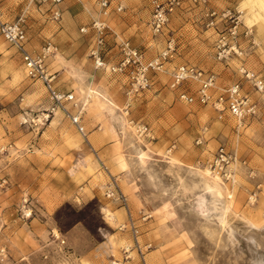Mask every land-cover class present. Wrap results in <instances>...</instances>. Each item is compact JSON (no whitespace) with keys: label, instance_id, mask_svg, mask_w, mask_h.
Masks as SVG:
<instances>
[{"label":"rangeland","instance_id":"obj_1","mask_svg":"<svg viewBox=\"0 0 264 264\" xmlns=\"http://www.w3.org/2000/svg\"><path fill=\"white\" fill-rule=\"evenodd\" d=\"M65 1L27 0L21 5L29 18L20 16L32 51L56 48L47 66L57 90L73 94L65 109L53 108L44 85L27 77L0 34V264H264V97L239 70L264 81L263 9L252 0H179L154 35V0H109L107 15L99 0H68L85 3L76 16ZM95 19L107 26L103 46ZM222 35L236 45L227 59L218 58ZM169 39L173 58L165 70H150L151 85L137 92L125 72L96 68L91 55L100 47L106 64L116 65L125 40L148 62ZM182 64L214 74V95L238 82L257 113L239 123L228 112L218 119L211 104L179 100L169 82ZM199 85L189 79L181 88L195 95ZM68 114L80 116L84 132ZM137 125L150 134L137 136ZM158 125L164 132H155ZM220 145L246 162L237 164L234 182L220 178L221 196L201 176ZM109 189L137 194L139 209L129 210L140 243L151 244L143 258L131 248L122 260L133 235L118 228L128 214ZM144 233L152 238L145 242Z\"/></svg>","mask_w":264,"mask_h":264},{"label":"built area","instance_id":"obj_2","mask_svg":"<svg viewBox=\"0 0 264 264\" xmlns=\"http://www.w3.org/2000/svg\"><path fill=\"white\" fill-rule=\"evenodd\" d=\"M35 1V0H30ZM41 2L50 1L54 4H58L62 0H39ZM153 14L150 20V27L154 35L161 34L167 24L168 17L174 7L180 4L179 0H168L167 5H162L158 0L153 1ZM99 5L102 8L104 15L108 14L109 0H99ZM214 13H210V17ZM54 18L58 19L60 12L58 9L53 12ZM213 24V21L210 22ZM92 26L98 33L97 45H104L103 30L106 24L94 20ZM236 28L230 30V38L236 36ZM81 31H86V28H81ZM0 34L4 39L15 49V52L20 56L23 62L26 75L31 80L40 81L49 97L54 102L53 108H64V102L72 101L73 94L62 93L55 87L56 75L49 71L47 66V58L51 53L55 51V47L52 44H48L40 49L38 52L29 50L27 43L28 37L26 34V28L23 24V19L19 17L15 21H7L4 19L3 12L0 8ZM119 51L121 53V60L116 65H107L100 53V47L91 51V55L94 58V64L96 68H104L109 66L111 72L114 73H126L131 82V90L137 92L144 90L151 85L149 71L150 70H165V62L170 61L175 54L174 40L169 39L160 51L159 55L150 60L145 61L142 52L135 47L131 46L129 41H121L118 43ZM218 50L219 59L229 58L232 49L236 50L235 43L228 44L224 35H222L216 44ZM239 70L244 76L252 82L255 91L259 96L264 97V81L260 76L246 70L244 67H240ZM189 79H194L200 83L195 95L189 93L186 89L181 88L182 84ZM171 89L178 90L177 97L179 100L185 103L199 102L200 104H211L212 107L218 113V119H222L225 112L234 116L239 123L250 116H254L257 113V105L250 99V97L242 92L241 86L238 82L231 84L230 86L222 89L218 94H213L216 90V79L212 73L204 72L203 70L191 65H178L171 71V80L169 82ZM71 121L78 127L81 132H84V128L80 122V116L74 114H68ZM137 136L141 137L149 135L150 132L145 125L135 126ZM197 144L201 143V140L196 141ZM245 164V161H240L234 150L228 149L225 145H220L215 150L207 161L203 162L208 170L212 174H216L219 178L226 181H235L236 166L238 163ZM200 163V162H199ZM108 197L123 206L127 210V222L120 224L118 228L120 230L128 229L133 235L132 246L123 249L122 260L130 259V250L134 248L137 254L142 258L145 252L151 247V244H141L139 241V231L135 225V221L130 213L126 196L119 190L109 189L107 192ZM58 237L57 235H55ZM113 264H121V262H113Z\"/></svg>","mask_w":264,"mask_h":264},{"label":"crops","instance_id":"obj_3","mask_svg":"<svg viewBox=\"0 0 264 264\" xmlns=\"http://www.w3.org/2000/svg\"><path fill=\"white\" fill-rule=\"evenodd\" d=\"M23 2H27V0H0V8H1L2 12H3L4 19L7 20V21H13L12 15L15 16L14 18L20 17V16H25V18H27V17L29 18V11H27V10L25 11V8H23L24 4L21 5V3H23ZM66 2L69 3L70 5L72 4V6H70L69 4H66L67 5L66 8L70 6L71 8L69 7L70 9L68 10V12L70 14H74L75 16L79 15L78 13H76V12L80 11L79 8H81V10H82V9H84V8H82L83 6L86 7L84 2H82V4L81 3H76V5H74V6H73V4H75L74 2H68V0H66L65 3ZM26 7H28V6H26ZM83 11H85V10H83ZM64 14L66 15L67 12L64 13ZM27 46H28L29 50L32 51V49L29 47L28 43H27ZM106 102L108 103L107 100H106ZM155 130H156L155 132H157V133L164 132V129L161 128L159 125L157 127H155ZM223 133H225L224 130H223ZM134 197L137 198V194L134 195ZM134 199L132 197H130V196L127 197L129 208H130V206H135L136 208L138 207L137 204H136V200H134ZM130 209H131V212H132V207ZM138 209H139V207H138ZM117 212L122 217V221H125V219H126L125 212L122 209H119V208L117 209ZM31 223H33V221H31ZM143 237H144L143 239L145 240V242L148 241L149 238L150 239L152 238L151 234L148 235V233H144Z\"/></svg>","mask_w":264,"mask_h":264},{"label":"bare ground","instance_id":"obj_4","mask_svg":"<svg viewBox=\"0 0 264 264\" xmlns=\"http://www.w3.org/2000/svg\"><path fill=\"white\" fill-rule=\"evenodd\" d=\"M245 1V0H244ZM251 2V1H250ZM252 2H256L257 6L260 9H263L262 11L264 12V0H252ZM244 5V4H243ZM248 6V4L246 5ZM250 6V3H249ZM253 8V7H252ZM251 8V14L253 15V17L257 18L259 16V13L257 14L256 12H254V10ZM259 9V10H260ZM258 11V10H257ZM250 14V13H249ZM262 15V14H261ZM264 17V16H263ZM247 18V17H246ZM258 19V18H257ZM254 23V22H253ZM259 26H264V18H263V22L258 23ZM262 28V27H261ZM261 30V29H260ZM259 31V30H257ZM262 31V30H261ZM89 90V89H88ZM94 90V89H93ZM93 92V91H92ZM97 92V91H96ZM99 94V93H98ZM86 100V99H85ZM91 100V99H90ZM95 100V98H94ZM85 102V101H84ZM92 102V100H91ZM199 171V170H198ZM197 171V173H198ZM201 172V171H200ZM201 176L204 179V184L206 185V187L209 190H212L213 192H215L217 195L221 196L222 195V183H221V179L216 175V174H212V172L208 169H205L204 171L201 172ZM231 188V187H230ZM226 190V189H225ZM225 193V192H223ZM229 197H231L229 195ZM228 201V200H227ZM229 206V205H228ZM227 207V206H226ZM228 209V208H227ZM110 219L113 218V215H110L109 217ZM108 221V220H107ZM115 223V222H114ZM224 223V222H223ZM253 224V223H252ZM115 225V224H114Z\"/></svg>","mask_w":264,"mask_h":264}]
</instances>
